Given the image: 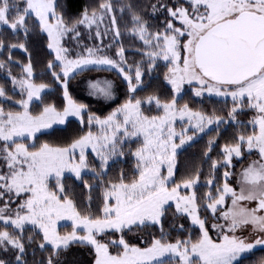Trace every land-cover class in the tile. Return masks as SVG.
Returning a JSON list of instances; mask_svg holds the SVG:
<instances>
[{
  "label": "snow or ice",
  "instance_id": "snow-or-ice-1",
  "mask_svg": "<svg viewBox=\"0 0 264 264\" xmlns=\"http://www.w3.org/2000/svg\"><path fill=\"white\" fill-rule=\"evenodd\" d=\"M81 77L109 111L74 98ZM257 247L264 0H0V264H240Z\"/></svg>",
  "mask_w": 264,
  "mask_h": 264
},
{
  "label": "trees",
  "instance_id": "trees-1",
  "mask_svg": "<svg viewBox=\"0 0 264 264\" xmlns=\"http://www.w3.org/2000/svg\"><path fill=\"white\" fill-rule=\"evenodd\" d=\"M67 11L70 14H76L78 13L83 6L88 3V0H63ZM87 76L90 77H107L109 79H112L115 82V86L117 89V95L120 99L123 98V86L120 83V80L117 79L115 74L109 73V72H92L86 74ZM85 78L81 77L78 80L72 81L71 83V92L74 96L75 99L79 100L80 102H83L85 104H88L89 107L97 111L98 113H106L107 111L110 110L111 106H114L113 102L107 101L106 104H103L101 101L98 102L96 100H93L92 98L87 96L86 90H84L83 85L85 83ZM84 92L86 96L82 94ZM59 102V101H58ZM72 123L70 125L62 126V127H57V131L55 135L57 137H63V136H68L72 133V131L77 127L78 121L76 120H71ZM207 137H204L203 140H201L198 144L194 145L193 147L189 148L187 152L184 154L185 156H198L200 149L203 147L204 143L206 142ZM183 159V157H182ZM118 167H128V165H118ZM264 256V249H261L257 247L253 252L245 254L242 259L240 264H253V262L258 259L259 257Z\"/></svg>",
  "mask_w": 264,
  "mask_h": 264
},
{
  "label": "rangeland",
  "instance_id": "rangeland-1",
  "mask_svg": "<svg viewBox=\"0 0 264 264\" xmlns=\"http://www.w3.org/2000/svg\"><path fill=\"white\" fill-rule=\"evenodd\" d=\"M83 88H84V90H86V93H87V96H88V97H90V98H92L93 100H96V101H98V102L101 101L103 104H106V103H107V101H104V100H102V99H98V98H96V97H93V96L89 95V92H88V89H87V83H86V82L84 83ZM82 94H83L84 96H86V94H85L84 92H82ZM108 102H109V101H108ZM70 120H75V118H70ZM55 127L57 128V127H62V126H55Z\"/></svg>",
  "mask_w": 264,
  "mask_h": 264
}]
</instances>
